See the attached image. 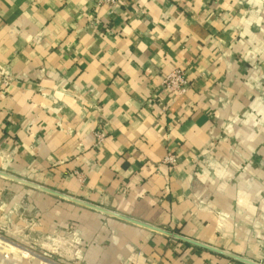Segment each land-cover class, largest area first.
Instances as JSON below:
<instances>
[{
	"label": "crops",
	"instance_id": "1",
	"mask_svg": "<svg viewBox=\"0 0 264 264\" xmlns=\"http://www.w3.org/2000/svg\"><path fill=\"white\" fill-rule=\"evenodd\" d=\"M0 228V264H264V0H0Z\"/></svg>",
	"mask_w": 264,
	"mask_h": 264
},
{
	"label": "built area",
	"instance_id": "2",
	"mask_svg": "<svg viewBox=\"0 0 264 264\" xmlns=\"http://www.w3.org/2000/svg\"><path fill=\"white\" fill-rule=\"evenodd\" d=\"M126 0H96L97 6H104L108 9V13L112 14L115 9L121 3ZM160 85L162 89L174 96H183L186 94L190 87V82L186 77V74L181 68H174L162 74L160 79ZM97 143H101L104 136L100 133L96 134ZM163 165L174 167L177 163L176 157L173 154H167L162 162Z\"/></svg>",
	"mask_w": 264,
	"mask_h": 264
},
{
	"label": "water",
	"instance_id": "3",
	"mask_svg": "<svg viewBox=\"0 0 264 264\" xmlns=\"http://www.w3.org/2000/svg\"><path fill=\"white\" fill-rule=\"evenodd\" d=\"M60 197H62V198H64V199H67V200H69V201H72V202H75V203H78V204H83V205H86V206H88L87 204H84L83 202H79V201H77V200H74V199H72V198H68V197H65V196H60ZM89 207H91V206H89ZM93 208V207H92ZM96 209V208H95ZM182 240H184V238H181ZM186 240V239H185ZM184 240V241H185ZM186 241H188V240H186ZM246 263H248V264H254V263H252V262H248V261H245Z\"/></svg>",
	"mask_w": 264,
	"mask_h": 264
},
{
	"label": "rangeland",
	"instance_id": "4",
	"mask_svg": "<svg viewBox=\"0 0 264 264\" xmlns=\"http://www.w3.org/2000/svg\"><path fill=\"white\" fill-rule=\"evenodd\" d=\"M0 236H3V231H2V229L0 228ZM20 246H23V247H25V245H20ZM30 247V246H29ZM34 247V246H33ZM26 249H29L28 248V245L26 246ZM22 251H25V250H23V249H21ZM36 250H39V247H36ZM16 251V250H15ZM26 252V251H25ZM20 253V252H19ZM20 254H22L23 256H24V254L23 253H20ZM55 255V254H54ZM263 257H264V251H263Z\"/></svg>",
	"mask_w": 264,
	"mask_h": 264
},
{
	"label": "bare ground",
	"instance_id": "5",
	"mask_svg": "<svg viewBox=\"0 0 264 264\" xmlns=\"http://www.w3.org/2000/svg\"><path fill=\"white\" fill-rule=\"evenodd\" d=\"M9 249H10V250H15V248H14L13 246H10ZM17 249H18V248H17ZM19 252H20V253H23V254H26L28 257H29V255H30V254H28L27 252L22 251V250H19Z\"/></svg>",
	"mask_w": 264,
	"mask_h": 264
}]
</instances>
